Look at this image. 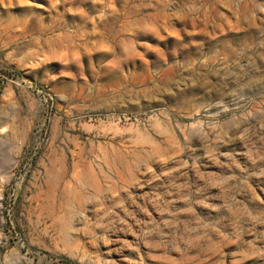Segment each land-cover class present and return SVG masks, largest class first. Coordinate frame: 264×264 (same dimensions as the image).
Instances as JSON below:
<instances>
[{
  "label": "rangeland",
  "instance_id": "1",
  "mask_svg": "<svg viewBox=\"0 0 264 264\" xmlns=\"http://www.w3.org/2000/svg\"><path fill=\"white\" fill-rule=\"evenodd\" d=\"M264 264V0H0V264Z\"/></svg>",
  "mask_w": 264,
  "mask_h": 264
},
{
  "label": "trees",
  "instance_id": "2",
  "mask_svg": "<svg viewBox=\"0 0 264 264\" xmlns=\"http://www.w3.org/2000/svg\"><path fill=\"white\" fill-rule=\"evenodd\" d=\"M68 264H76V263H74V262H68Z\"/></svg>",
  "mask_w": 264,
  "mask_h": 264
}]
</instances>
